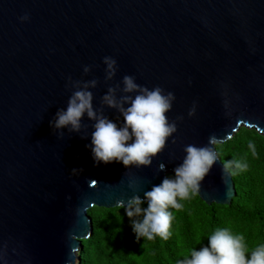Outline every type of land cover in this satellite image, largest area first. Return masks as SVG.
Listing matches in <instances>:
<instances>
[{"label": "water", "instance_id": "obj_1", "mask_svg": "<svg viewBox=\"0 0 264 264\" xmlns=\"http://www.w3.org/2000/svg\"><path fill=\"white\" fill-rule=\"evenodd\" d=\"M104 57L116 60L111 80ZM126 75L173 93L176 132L149 167L94 166V121L84 117L78 133L50 122L77 90L71 78L95 79L93 108L122 125L102 98L111 87L119 101ZM241 127L264 135V0H0V264H75L87 210L143 198L189 144L216 155L195 194L230 205L215 145Z\"/></svg>", "mask_w": 264, "mask_h": 264}, {"label": "clouds", "instance_id": "obj_2", "mask_svg": "<svg viewBox=\"0 0 264 264\" xmlns=\"http://www.w3.org/2000/svg\"><path fill=\"white\" fill-rule=\"evenodd\" d=\"M27 19V15L21 18L22 21ZM102 63L106 66L105 79L111 80L117 71L116 60L104 57ZM90 70L89 66H85L83 73L87 75ZM121 83L125 95L119 101L115 95L116 89L111 87L102 99L108 108L116 109L121 114L122 125L118 126L93 108V94L89 89L96 87L95 79L81 85L79 81L73 82L69 78V84L77 90L72 92L66 107L57 111L50 127L78 133L82 119L87 117L94 121L90 145H85L90 148L94 166L115 162L125 168L149 167L153 158L165 147L167 139L176 132V122H170L166 115L175 97L160 87L149 90L138 85L133 76H124ZM132 93L135 95H130ZM193 112L190 111L189 115ZM215 143L217 138L210 136L209 144ZM184 153L183 161L173 169L172 178L165 176L160 184L144 192L143 198L134 195L126 206L120 203L125 215L131 219V228L137 240L144 238L151 241L156 237L167 240L171 235L173 220V213L169 209L180 210L183 207L180 201L195 195L200 181L216 162L214 151L207 146L189 144L184 147ZM236 167L243 166L236 164ZM164 170L163 164L157 168L158 172ZM145 203L147 207L142 206ZM179 264H264V245L246 255L243 236L232 234L228 228L217 229L208 236L207 245L192 250Z\"/></svg>", "mask_w": 264, "mask_h": 264}, {"label": "trees", "instance_id": "obj_3", "mask_svg": "<svg viewBox=\"0 0 264 264\" xmlns=\"http://www.w3.org/2000/svg\"><path fill=\"white\" fill-rule=\"evenodd\" d=\"M215 149L234 184L230 205H206L196 194L190 195L180 201V210L169 209L173 213L169 238L151 241L137 240L122 206H93L86 212L91 231L80 241L75 264H179L223 228L243 236L246 255L264 245V135L241 127ZM166 176L172 178L173 173Z\"/></svg>", "mask_w": 264, "mask_h": 264}]
</instances>
